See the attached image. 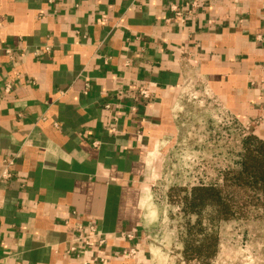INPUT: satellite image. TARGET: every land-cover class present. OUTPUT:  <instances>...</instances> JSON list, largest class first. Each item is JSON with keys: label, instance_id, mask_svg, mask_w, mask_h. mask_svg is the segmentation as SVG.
<instances>
[{"label": "crops", "instance_id": "obj_1", "mask_svg": "<svg viewBox=\"0 0 264 264\" xmlns=\"http://www.w3.org/2000/svg\"><path fill=\"white\" fill-rule=\"evenodd\" d=\"M172 2L0 0V264H152L148 168L190 83L264 131V0Z\"/></svg>", "mask_w": 264, "mask_h": 264}, {"label": "rangeland", "instance_id": "obj_2", "mask_svg": "<svg viewBox=\"0 0 264 264\" xmlns=\"http://www.w3.org/2000/svg\"><path fill=\"white\" fill-rule=\"evenodd\" d=\"M186 87L177 138L164 159L148 168L149 208L154 211L149 229L152 264H264V207L256 204L249 190L224 189L242 207V213L228 220L211 222L214 214L209 206L197 215L182 210L186 194L182 189L199 184L222 186L226 171L239 167L243 138L254 134L264 139V131H250L238 123L199 84ZM187 224L195 225L190 239L215 232L214 257L204 262L184 259ZM200 228L202 234H198Z\"/></svg>", "mask_w": 264, "mask_h": 264}, {"label": "trees", "instance_id": "obj_3", "mask_svg": "<svg viewBox=\"0 0 264 264\" xmlns=\"http://www.w3.org/2000/svg\"><path fill=\"white\" fill-rule=\"evenodd\" d=\"M242 146L239 167L237 170L226 171L222 186L199 184L189 190L182 189L186 191L182 198V210L185 214L197 215L204 207L209 206L214 214L211 222L236 217L240 211L242 213V207L231 191L224 193L225 188L249 190L256 196V204L264 207V139L248 134L243 138ZM194 226L186 225L188 238L184 240V259L208 261L217 252V236L215 232L203 233L200 228L198 234L203 233L202 237L190 239L189 235Z\"/></svg>", "mask_w": 264, "mask_h": 264}, {"label": "built area", "instance_id": "obj_4", "mask_svg": "<svg viewBox=\"0 0 264 264\" xmlns=\"http://www.w3.org/2000/svg\"><path fill=\"white\" fill-rule=\"evenodd\" d=\"M198 2L199 0H173V2L170 4V11L172 13L170 19L176 18L179 20V22H184L187 15H189L191 11L198 5ZM185 4L187 5L186 8H184ZM139 94L143 98L150 97L149 91L144 88L139 91ZM106 107H108V105ZM94 144L97 143L94 142ZM10 164L11 162L8 161L1 170L0 181L7 180L12 177V171L9 169ZM76 229L79 232V236L70 241V244L66 249V253L72 254L75 257H79L84 253V251L87 248H94L95 246H101L104 243V239L102 237H99L98 234L100 233L98 232V229L94 223L88 224L85 227L79 225L76 227ZM85 230L88 232L87 235H83ZM128 237L131 238V235H128ZM125 253L131 255L135 253V248L132 247L129 251ZM83 264H87V263L84 262Z\"/></svg>", "mask_w": 264, "mask_h": 264}]
</instances>
